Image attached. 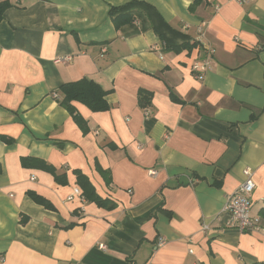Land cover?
I'll use <instances>...</instances> for the list:
<instances>
[{
  "label": "crops",
  "instance_id": "obj_1",
  "mask_svg": "<svg viewBox=\"0 0 264 264\" xmlns=\"http://www.w3.org/2000/svg\"><path fill=\"white\" fill-rule=\"evenodd\" d=\"M129 1L11 0L2 13L0 136L11 142L0 137V264H264V232L228 228L221 212L248 168L264 227V0H140L196 43L179 53L139 18L114 26L110 6ZM208 46L199 79L192 64ZM83 78L109 104L71 102L85 133L59 91ZM140 88L152 94L146 108ZM26 156L66 182L23 166ZM74 169L116 206L73 195Z\"/></svg>",
  "mask_w": 264,
  "mask_h": 264
},
{
  "label": "trees",
  "instance_id": "obj_2",
  "mask_svg": "<svg viewBox=\"0 0 264 264\" xmlns=\"http://www.w3.org/2000/svg\"><path fill=\"white\" fill-rule=\"evenodd\" d=\"M11 4V0H0V19L2 17L3 11ZM109 15L114 26L117 28L139 18L140 23L143 24L141 29L144 27H151L158 35L160 40L164 42V48L166 50L179 53L184 49L189 51L196 45L195 42L190 43L189 37L187 35L182 34L181 32H178L170 27L169 24L165 22L163 18L155 11V8L146 2L140 0H131L120 6H110ZM59 91L62 94L60 104L68 111L74 122L83 133L86 132V122L71 104L72 101L81 102L90 110L95 112L109 109V104L105 99L107 91L103 90L93 80L83 78L77 81L65 82L59 86ZM151 97V92L141 88L138 89L137 103L139 107L146 108L149 106L151 104ZM170 97L171 100L180 102L179 98L172 91H170ZM0 137L4 141L11 142V138L4 136ZM21 164L25 167H35L50 172L53 175L54 180L59 184L66 182V177L64 174H58L52 165L46 163L45 160L41 158L26 156L21 158ZM95 168L102 175L105 182L107 184L110 183L109 172L102 169L97 162L95 163ZM72 172L76 177V184L80 190V196L85 201L93 202L97 206L109 210L116 206L115 202L111 199L100 197L96 193L88 177L80 170L74 169ZM27 195L33 201L45 206L46 208L53 209L51 204L46 199L31 192ZM261 212L264 215V209H262ZM71 225L72 224L70 223L67 226L70 227Z\"/></svg>",
  "mask_w": 264,
  "mask_h": 264
},
{
  "label": "built area",
  "instance_id": "obj_3",
  "mask_svg": "<svg viewBox=\"0 0 264 264\" xmlns=\"http://www.w3.org/2000/svg\"><path fill=\"white\" fill-rule=\"evenodd\" d=\"M238 3H247L252 0H232ZM218 6V5H217ZM201 27L198 28V33L202 35ZM214 48L211 46L205 47V57L200 61L192 64V69L196 72V78L201 79L202 74L210 68L211 61L214 55ZM72 58L70 55L59 56L55 58V62H68ZM57 98V94H53ZM150 174H155V171L150 170ZM244 180L239 186L229 194L221 208V212L227 216L226 226L237 230L238 232H252L260 230L264 232V227L261 224V219L258 215L251 214L252 192L254 183L251 179V172L248 168L244 170ZM80 195L78 187L73 189V195ZM71 198V196L69 197ZM203 229L207 226L203 225ZM163 239L159 240L161 244Z\"/></svg>",
  "mask_w": 264,
  "mask_h": 264
}]
</instances>
